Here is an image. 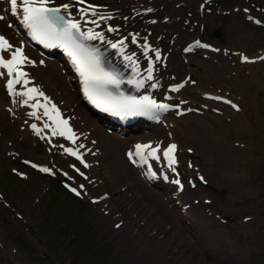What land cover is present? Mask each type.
<instances>
[{
  "label": "rangeland",
  "instance_id": "374dc122",
  "mask_svg": "<svg viewBox=\"0 0 264 264\" xmlns=\"http://www.w3.org/2000/svg\"><path fill=\"white\" fill-rule=\"evenodd\" d=\"M191 1H198L196 9L201 21L197 17L193 19L190 37L211 43L216 49L200 47L184 51V46L178 44L172 54L178 57L180 71L172 72L167 81H176L184 71L188 72L189 83L180 94L188 100V106L184 113L177 115L190 114L185 120L194 121H209L210 113L218 115L219 128L229 144L221 160L220 174L208 172L207 166L201 167V171L193 173L195 185L190 188L185 180L187 154L179 148V166L184 172L185 184L182 190L193 191L190 194L195 195L192 200L195 208L207 213L199 217L207 221L179 213L178 217L168 215L156 207L154 212L167 223L153 224L135 214V208L125 196L114 192L103 174L98 181L104 186L95 193H84L81 185L89 184L90 176L80 159L66 158L57 151L37 147L29 140L24 144L10 137L5 147L0 146V264H205L206 261V264H264V112L258 114L262 115L259 122L247 123L246 94L223 77L229 75V69L233 73L237 70L230 65L223 48L254 49L243 51L246 54L264 50V0ZM178 2L173 1L172 7H182ZM232 24L252 35L236 43V38L228 31ZM258 61L261 60L256 61L254 69L264 72V62ZM211 92L226 95L238 107L205 95ZM254 96L256 108L263 109L264 95L254 93ZM172 101L177 103V96H172ZM176 111L177 108H173L166 115L172 116ZM122 129L125 133L141 130L137 127ZM148 131L158 130L149 125L136 133ZM60 148L57 144V149ZM91 152L93 154L94 150ZM29 160L36 167L26 163ZM193 160L191 158V162ZM45 167L50 171L41 170ZM69 184L80 194L71 191ZM104 192L110 196L113 209L107 201L101 200L100 194ZM98 193V198L92 197ZM150 204L146 205L152 209ZM173 216L174 224L170 221ZM177 230L183 232L182 236L176 234Z\"/></svg>",
  "mask_w": 264,
  "mask_h": 264
},
{
  "label": "bare ground",
  "instance_id": "6f19581e",
  "mask_svg": "<svg viewBox=\"0 0 264 264\" xmlns=\"http://www.w3.org/2000/svg\"><path fill=\"white\" fill-rule=\"evenodd\" d=\"M171 1L172 3H170ZM173 1L175 3L178 2V0H83V3H81L80 1L73 2L71 0H50L52 4L58 6L68 4L69 8L63 10L69 19L80 21L83 31L92 29L95 32L103 33L105 41L97 39L90 42L95 46L106 48V54L110 60L124 68L120 76L123 80L121 85L127 91H131V94L137 98L147 91L162 95L165 92L167 84L178 81H167L171 77L172 72L176 73L175 71H180L178 68V57L172 54L178 44L181 43V47L184 45L188 46L190 51L198 48L201 49L196 45L197 38L195 36L190 37L191 32H189V28L192 29L193 26L191 23L193 19L198 18L201 21V17L196 9L198 1L181 0V3L178 2V6L182 5V7L178 9L172 7ZM193 7L195 8L193 9ZM148 9H152V11H148ZM81 13H83V16ZM133 13L137 15L133 16ZM0 16L5 17L4 19H0V30L1 35L13 46L10 51H13L17 45L23 47V55L30 61V63H24L28 69L27 75L33 77V82L39 85V92L44 94L40 96L37 93L29 99L25 95L18 94L25 93L23 86L19 84H15L12 90L9 91L7 69L0 67V141L3 139L0 146L5 147L10 142V137H14L17 142L26 144V141L29 140L34 142L35 146H40L48 152L57 151V153L63 154L62 156L66 158L68 156L77 158L64 151L66 146L69 147L76 151L82 160L87 161V173L90 176L88 181L90 183L82 187L84 193H95L100 187L102 188L103 184L101 185V182H99V177L103 174L107 178L108 183L112 185L114 192L125 196L124 198L127 202L135 208V214H140L144 219H148L153 224L159 225L160 223L161 225V222L167 223L166 220L164 221V218L158 215V212L155 213L156 207L163 209L165 214L167 212L168 215H177L178 217L177 213H179L180 216L184 215V217L197 220L201 214H204V216L207 214L205 211L203 213L200 208H195L192 201L195 195L191 196L190 194L193 191H188V189L178 192L177 185L174 182L178 178L172 174L168 175L166 182H163L159 177L154 178L149 175L150 169L145 162L140 160V157L134 156L133 159L137 162L133 163L129 159L128 153L130 151L133 152V147L137 143L145 142L146 140H152V143H159L164 140L172 141L177 146L175 154L178 162L181 158L179 148H182L184 153L187 154L185 158V173H187L186 181L188 183L192 182L195 170L199 172L201 171V167L204 166L208 167V172L220 174L221 160L225 155V148L228 143L219 128L221 122L219 117H217L218 115L210 113L209 115L212 116L209 121L203 119H195V121L193 119L185 120L184 117H188L190 114L177 115L175 112L172 116L159 115L158 121L152 124L158 131H148L142 134L124 133L122 128L126 126L118 127L110 124L111 127H107L109 125L104 122L105 117L100 116L94 110L90 112L81 101L78 94L76 77L73 74L72 67L68 64V60L66 62L60 54L52 52L44 53L31 47L23 29H21L15 21L14 16L9 12L7 0H0ZM100 17H105L106 19H100ZM88 18H90L89 21L87 20ZM93 20L96 21V24L91 22ZM109 27L115 29V31H108ZM228 31L230 34H233V37L236 38L235 42L238 44L245 37L252 35L250 31L243 29L237 24L228 26ZM132 36L136 37V43H132ZM121 39L125 41L122 53L119 44L117 48L113 49L107 42L118 43ZM145 44L148 45L147 53L144 49ZM253 50L252 48H240L239 51L229 46L228 48H223V51L226 53L225 55L230 58V65L237 68L234 73L232 69H229V75L224 74L223 77L225 79L228 78L233 84H237L246 94L248 98L245 103L248 106L247 123L249 121L253 122V120L257 122L262 117V115L258 114H263L264 112V108L258 109L256 108L257 102L254 103V100H256L254 99V93H258L259 96L264 95V72L254 69L257 65V60H261L258 62H264V50L261 49L254 54L243 52H251ZM156 51H159L161 57L158 61L155 58ZM125 56H132V60L136 62V71H133L132 61L125 60ZM9 57L10 52L5 54V58ZM244 57H247V59H244ZM150 61L153 64V79L147 80L146 70L149 67ZM225 66L227 67L228 64ZM180 79L184 81L183 87L171 92V94L172 96H177L178 103L181 105L180 108L186 109L188 100H184L180 94L185 88L184 86L189 83L188 72L184 71ZM129 80L133 81V83H128ZM153 83L157 87H151ZM141 84L143 86H139ZM223 96L227 98L226 95ZM45 97L48 99L45 100ZM25 100L28 101L27 104L24 103ZM37 102H39L37 107H32ZM232 102L234 101L232 100ZM53 105L59 107L63 114L69 118L77 135L74 140H66L57 132V125L53 116ZM45 109H47L48 115H45ZM33 112L36 113L35 116L31 115ZM31 123L36 125L35 129L30 128ZM45 124L49 125V127H45ZM53 131L56 132V135H53ZM57 144L63 147L57 149ZM7 149L9 148L5 150ZM93 150L94 153L92 154L91 151ZM191 158H194L192 162ZM154 159L156 161L161 159L159 153H157V158ZM225 174L227 175V173ZM225 174L224 176H226ZM183 177L184 175H179V180ZM89 185L90 187L93 186V188H90ZM100 196L101 200L103 202L107 201V204H110L113 209L110 196L106 192L100 194ZM92 197L98 198L99 193ZM190 197L191 203H189ZM150 203L153 204L151 205ZM146 204H150L152 209ZM181 207H183V210H181ZM118 219L121 220L119 215ZM174 219V216L170 218L173 224ZM209 219L208 221H211ZM201 220L207 221L205 218ZM179 231L177 230L176 234H181L182 236L183 232L181 231L182 233H180ZM192 236L194 237V235ZM198 247L200 249V246ZM191 248H193V245Z\"/></svg>",
  "mask_w": 264,
  "mask_h": 264
},
{
  "label": "snow or ice",
  "instance_id": "6c2138e0",
  "mask_svg": "<svg viewBox=\"0 0 264 264\" xmlns=\"http://www.w3.org/2000/svg\"><path fill=\"white\" fill-rule=\"evenodd\" d=\"M83 3V0H80ZM10 5V10L13 14L20 13L24 24L31 30L34 38L39 40L41 43L46 44L49 47H60L62 48L67 55L71 58L72 62L76 65L77 71L83 78L85 94L88 99L96 105V107L101 108L104 111H111L113 113L125 116V115H134L137 113H147L152 110L163 111L169 108L168 104L157 103L156 100L152 99L150 96H140L139 98L135 96H124L123 93L119 92V86L123 83V80L119 78V75L112 70H109L104 66V63L101 60L102 53L97 47L88 45L86 41H92L99 39L100 41H105V36L103 33L95 32L92 29L87 31L81 30V24L79 20L66 19L62 14L61 9H68V4H63L60 7H49L50 0H8ZM152 11V9H148ZM69 15H71L69 13ZM83 16V13H81ZM4 16H0V19H4ZM100 19H106L105 17H100ZM93 24H96V21H91ZM108 31H115V29L109 27ZM111 48L115 49L118 47V44L121 46L120 51L123 52V46L125 41L121 39L118 43H112L107 41ZM132 43H136V37L132 36ZM197 46H201L199 41H196ZM203 47H208V45H203ZM13 46L9 41L2 35H0V67L7 69L9 76H12L13 72L17 73L15 79L8 80L9 90H12L13 84L18 83L21 76H25L19 65H22L25 62L30 63L27 57H25L20 48H16L14 51H10ZM145 52L148 51V45H144ZM190 49H186L188 51ZM10 52V57L5 58V54ZM156 60H160V53L156 51ZM125 60L132 61L133 71H136L135 61L132 60V56H125ZM247 59V57H244ZM153 64L150 61L147 71V80H152ZM25 84L28 83L27 80L24 81ZM128 83H133L129 80ZM109 86H113L112 89ZM139 86H143L142 84ZM151 87L155 88L157 85L153 83ZM183 85H177L173 88V91L178 90ZM36 92L38 95L43 96L42 92H39L36 88H30L25 93H18L25 96H28V93ZM31 99V96H29ZM48 98L45 97V100ZM27 100L24 101L27 104ZM37 104H33L32 107H37ZM43 106V105H40ZM233 107H237L233 105ZM55 108V105H53ZM31 115L35 116L36 113L33 112ZM45 115H48L47 109H45ZM62 123L66 126L68 124L67 120H62ZM35 129L36 125H32ZM45 127L49 125L45 124ZM68 132H71V129H67ZM39 131V130H37ZM61 136L65 135L64 131L59 133ZM53 135H56V132L53 131ZM73 135L68 136V139H73ZM63 147V146H61ZM159 146L152 147L151 145H141L137 144L135 146L136 151H130L128 153L129 159L136 163L137 161L133 159L134 156L140 157L142 162L146 163V158L143 152V149H151L147 152V156H152L155 158V153ZM175 144L168 145L167 149L163 150V155L168 159L169 166L176 164V159L174 152L176 150ZM65 152L70 155L76 156L77 159H81L79 154L70 149L65 148ZM27 163V162H26ZM81 163L83 160L81 159ZM191 166V165H190ZM36 167V165H33ZM85 167H88L85 164ZM42 171L48 172L50 169L42 168ZM172 171H175V168H172ZM83 175V173H81ZM149 175L155 177L154 172H149ZM167 179V177H165ZM203 180V177H201ZM177 185H180V180L176 179L174 181ZM83 187V185H81ZM182 188L183 186L180 185ZM72 191L76 192V189L73 188ZM80 193L77 192V195ZM119 227V225H117Z\"/></svg>",
  "mask_w": 264,
  "mask_h": 264
}]
</instances>
